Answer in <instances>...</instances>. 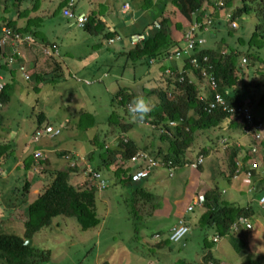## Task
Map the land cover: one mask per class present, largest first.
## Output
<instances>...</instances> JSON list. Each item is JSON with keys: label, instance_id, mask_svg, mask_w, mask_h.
<instances>
[{"label": "trees", "instance_id": "1", "mask_svg": "<svg viewBox=\"0 0 264 264\" xmlns=\"http://www.w3.org/2000/svg\"><path fill=\"white\" fill-rule=\"evenodd\" d=\"M3 1L8 2L9 0ZM11 1L14 6L13 9L0 0V4L3 5L0 11L7 12L11 10L14 12L12 18L0 17V39L2 28L10 31L13 38H19L18 45L16 44L18 51L16 54H13V58L17 59L15 64L18 65L19 63L21 54L19 47L23 49L22 51H28V49L40 50L42 47L51 48V54L59 56L58 45L54 41L49 40L43 33V19L40 15L30 17V13H36L39 10L40 0H34V4L30 8L23 7V4L27 0ZM203 1L205 0H171V6L175 9L173 8L170 12L165 13L168 1L142 0L139 9L142 12H150L147 15L149 21L143 31H131L123 38L116 31H111L110 26H108L109 24L101 20L103 17L100 16L99 9H92L89 13H85L87 15V22L83 28L79 29H82L91 36H100L102 38L103 41L97 44L95 48H102L104 45L111 51L109 57L106 59L108 65H104L106 67L104 73L110 74L113 72L117 77L111 81L112 83L115 82L116 85V90L110 95V106L114 109V112H111L107 120L105 119L107 127L103 129L98 128L95 116L82 108L73 113L68 112V117L75 116L77 118L74 128L77 132H80L78 138H74L69 142L70 148L64 146L65 142L60 141V145H57L51 142L53 139L48 140L38 135L45 124L51 125L45 122L46 116L42 111L33 117L35 129L28 138V141L23 140V142L15 143V145L13 143H3L6 139L3 136L0 142V169L8 171L11 170L10 165L21 162L14 168V171H18L19 173L17 181L22 191L19 205L26 206L24 214L22 212L24 216L22 220L24 228L23 237L4 232L2 224L8 221L7 219L9 218H7V212L0 213V264L47 263L49 251L37 250L33 245L26 247L24 246V242L31 240L43 228L49 227L54 219L61 217L75 219L82 231L95 229L101 223L97 213L96 194L106 190L107 187L116 189L120 185L127 192L126 207H128L129 215L132 218L136 220L139 217H151L156 211L154 205L155 196L151 192H148L147 188L138 185L140 182H132L129 171L130 159L138 151L145 152L155 160L163 161L166 164L168 176L173 178L175 172H182L186 168L191 169V165L197 162L199 156L206 157L212 150L207 144L203 145L201 142L196 144V140H198L197 132L206 133L205 131L214 128H224L232 133L236 131L238 132L237 136H242L243 128L250 127L244 119L241 120L242 117L237 112V109H242L246 106L245 102H242L246 96V92H241L240 82L242 83V80L248 74L246 69L238 66L240 63L238 58L243 52V56L251 59L252 63H260V50L264 48V0L226 1L225 6L220 11H224L225 13L230 12L228 24L231 21L237 23L239 20L253 19L254 25L247 42L242 38H237L236 47L217 48L216 50L211 45L208 46L204 39V35L210 33L211 28L218 30L221 25V22L214 21L213 14L216 13L217 9L214 7L212 0H206L207 8L212 9L211 14L209 13L208 15L211 19V24L209 27L201 26L194 32L195 35L191 47H188L187 43H183V40L178 41L171 37L173 33H182L181 38H183L186 31L195 22L203 23L204 11H208L206 8L202 10ZM67 2L68 0H59L52 15L62 13L67 8ZM50 7L51 5H45L44 9H49ZM153 9L155 13L151 11ZM73 13L78 15L75 10ZM169 18L174 20V24H171ZM67 21H72L71 25H75L74 20ZM155 22L158 23L159 28L154 27ZM204 28H208V30L204 31ZM228 31L230 30L228 29ZM212 33L214 35V32ZM132 34H143L145 35V40L139 45L131 47L128 43V38ZM26 38L27 41L24 44L23 42ZM117 38H121V42L126 45L124 47L121 46V48H115L114 46H117V42H119L116 40ZM28 40H31L30 44ZM109 40L115 41L111 44L108 43ZM19 43H23V45ZM180 43H183V45H180ZM240 47L242 48L241 50L239 49ZM176 52H181V58L165 63L167 56L174 55ZM1 56H3V51L0 49ZM53 58L56 63L51 61L54 68L50 73H35V69L32 75L36 78V83L41 84L40 87L44 86L45 88L46 84H51L54 87L57 85L55 83L56 78L61 77L60 62L56 57ZM151 60H154L158 64L157 66H159L158 69L161 71V74L163 72L166 74L167 70L170 71V74L165 75V89L156 86L150 89L149 87L141 88L139 86L142 85L141 82L144 72H146L145 70H148L151 66ZM191 60H195L199 72L204 69L214 77L219 86V91L222 93L225 105L232 112L229 110L223 111L221 108L205 110L208 99H199V92L196 90L194 84L190 83L188 77V72L193 71L190 64ZM128 64H132L130 72L127 70ZM179 64L182 65L181 69ZM137 68H140L142 71L138 72L139 69ZM2 69L6 72L4 68ZM91 69L96 72L98 68L92 65ZM193 73L198 75L196 71H193ZM96 74L88 76L90 77V81L86 85H90L96 79ZM104 75L106 77V74ZM170 75H174V77ZM262 76L264 77V72ZM181 77L182 80H180ZM120 78H130L132 82L122 83L119 81ZM84 81L87 80L79 79L78 82L84 83ZM8 83L7 81L4 90L0 94L2 107L9 101L7 93L9 90ZM137 96H144L152 106L151 111L143 121H133L128 112L130 102ZM152 97L154 99L151 100L150 98ZM262 100L263 97L260 99L259 105L264 112V102ZM258 118L264 121V115ZM1 120L2 117L0 115V125H2ZM180 120H182L181 124L171 130L172 137H167L163 134L154 139L153 130L145 125H140L141 122H147L148 124L162 126L165 122H177ZM255 121H253V125L257 124ZM60 128L62 129V127ZM64 128L69 130L71 125L65 121ZM131 132L136 134L141 133L145 137L143 139L142 136L137 141ZM86 133L88 134V138L84 141L81 136L86 135ZM226 136L229 142L236 141L234 136L228 133ZM147 138L150 139L149 144H145L144 142ZM157 139L158 142H167L165 149L156 145ZM227 140L223 149H226V167L217 173L212 169H209V172L213 176L218 175L222 177L224 183L230 184L236 176V171L239 173L238 177H241L242 172L247 171L250 164L255 160H252L250 155L244 152V146L238 145L236 147L237 142L229 143ZM38 143L41 144L40 149H34L30 152L29 146ZM76 143L79 144L80 148L77 149ZM48 144L52 145L48 146ZM53 145L56 147L55 150ZM82 145L87 146V149ZM262 146L264 150V142H262ZM248 147L249 145L246 149ZM27 149L28 152L25 154ZM51 152L55 153V157L62 158L68 167L64 169L59 168V164L56 162L54 164L56 168H53V164L47 161L48 155ZM188 153H193L192 158L187 157ZM77 162H79L81 167L72 168L71 164ZM48 166L52 168L48 169ZM204 167L203 164L198 165L194 169L200 174V187L194 197H204L202 205L193 208V211L196 208L201 210L198 220L188 216L193 211H186L185 216L176 219L175 223L170 227L165 239H162L163 232L156 231L149 233V235H152L149 236L150 240L155 242L156 248L165 249L167 244H175L170 240V237L173 230L179 224L188 227L190 231V223H194L197 226H203L213 231V243L214 238L218 240L224 237L227 238L235 253L247 260L246 264H264V256L261 254L256 255V251L254 253L249 248L247 242L248 234L252 231L250 220L264 219V210H256L253 203L252 205L245 203L243 206L222 200L220 192L214 186V183L217 182L214 181L215 179L208 180V182H211V186L209 188L206 187L205 181L202 179ZM81 169L84 171L78 174V180L75 182L74 176ZM156 169H162V166ZM86 170L90 171L86 172ZM104 172L109 174V178L105 179L103 177L102 174ZM93 174L97 175V179H92L91 176ZM252 176L255 183V191L252 193L255 199L252 200L258 201V199L264 196V177H261L257 181L259 179V172L257 173L256 171L252 172ZM36 189L35 197L29 198L28 195L31 190ZM191 201L190 206L193 204V199ZM11 216L14 217L15 215ZM239 218L247 219L250 229H246L243 226L237 227L236 230L233 229V225L236 224ZM134 225L133 238L139 239V229H137L136 223ZM145 229L147 230L146 227ZM185 238L186 236L179 243L185 240ZM204 245V250L210 252L211 249H209L210 247L207 246L206 242ZM155 250L153 247H150L147 251ZM157 250L159 251V249ZM202 264H218V261L213 259L211 254L208 253L205 255Z\"/></svg>", "mask_w": 264, "mask_h": 264}, {"label": "rangeland", "instance_id": "2", "mask_svg": "<svg viewBox=\"0 0 264 264\" xmlns=\"http://www.w3.org/2000/svg\"><path fill=\"white\" fill-rule=\"evenodd\" d=\"M90 1L94 2L93 8H87L85 6L86 0H78L75 4V12L82 13L83 11L89 13L92 9H99L100 16L103 17L101 20L108 23L111 31H116L122 38L131 31H143L149 21L147 15L150 12H145L136 19L130 15V12H126L125 15L120 13L124 3H128L131 11H134V13L137 12L136 3H138V0ZM165 1H168L170 4L169 9L174 8L171 6V0ZM58 2V0H40L39 10L36 13H30V17L42 14L40 17L43 19V33L49 40L54 41L58 45L59 56H56V58L60 62L61 77L56 78L55 83L57 85L52 87L51 84H46L45 89L44 86L40 87L41 84H36L33 81H25L18 71V65H7L6 70L10 71L9 90L7 92L9 101L0 110L2 117L0 141H2L3 136L6 137L4 142L9 144L13 143L15 145V143L23 142V140L28 141V138L35 129L33 117L42 111L46 116L45 122L60 131V134L54 137L51 142L57 145H60V141L65 142L64 146L70 148L69 142L74 138H78L80 132H77L74 128L77 123V118L75 116L68 117V112L73 113L82 108L95 116L98 128L100 129L107 127L105 125V119L107 120L111 112H114V109L110 106V95L116 90V85L115 82L112 83L111 81L117 77L113 72L110 74L104 73L106 71L104 65H108L106 59L109 57L111 51L104 45L102 48H95L97 44L103 41L100 36H91L75 25H71L73 22L67 21L62 17V13L52 15ZM202 3V10L206 8L208 11L204 12L211 14L212 9L207 8L206 0ZM6 4L10 6L9 8H14L12 1ZM33 4L34 0H27L23 4V7L30 8ZM45 5H51V7L45 11L43 9ZM43 10L45 13H42ZM151 11L155 13L154 9ZM224 13V11L217 10L213 14L214 21L221 22L220 28L218 30L211 28L210 33L204 35L206 44L208 46L211 45L215 50L217 48L236 47L237 38H242L247 42L254 25L253 19L239 20L237 21V29L230 28L228 22L224 19ZM13 14L14 12L11 10L7 12L0 11V17L12 18ZM169 20L172 24L173 19L169 18ZM212 32H214V35ZM181 34L173 33L171 37L174 40H183L182 42L184 43ZM183 43H180V45H183ZM122 44L123 42H117L118 47ZM117 46L114 47L117 48ZM239 49L241 50L242 48L240 47ZM28 51H32V49H28ZM242 53L239 56L241 59L245 58ZM36 54L38 61L36 72L40 71L42 74L50 73L54 68L53 62L56 63L54 58L49 59L43 56L42 53H34L33 55L35 56ZM96 54L98 58L94 60ZM245 59L246 64L241 65V68L246 69L248 74L242 80V83L240 82L241 92H246V96L242 102H245L246 106L244 107L254 117H262L264 112L259 102L262 97V101L264 102V77L262 76L264 72V48L260 50V63H252L251 59ZM86 62L89 64L83 68ZM19 63L24 64L25 62ZM92 65L97 66L98 69L96 72L91 69ZM150 65L149 69L144 72L141 82L142 85L139 86L141 88L149 87V89L156 86L165 89L166 74L164 72L161 74L157 66L158 64L153 60L150 61ZM131 67L132 64L127 65L129 72L132 70ZM179 67L181 69L182 65L179 64ZM29 69L30 73H32L33 66L29 65ZM137 69H139L138 72L142 71L140 68ZM91 74H96V79L90 85L77 81L78 78L85 80L84 77H86V80L89 82L90 77L88 76ZM104 74H106V77H104ZM170 76L174 77V75ZM188 77L196 87V90L202 92L203 85L198 75H195L193 71H189ZM120 80L122 83L132 82L130 78H120ZM150 99L152 100L154 98L152 97ZM65 121L71 125L69 130L64 128ZM205 132H197L198 140H196V144L201 142L203 145L207 144L212 148L211 152L213 154H210L209 159L204 164V175H202V179H205L206 187L209 188L211 186V182H208V180L215 179L214 181L217 182L214 183V186L220 192L222 200L243 206L245 203L251 205L253 203L256 210H259L260 207H258L257 201L252 200L255 199L253 194L247 192L251 183L244 177H240L238 180H233L230 184H226L223 182L222 177L209 175V169L217 173L226 167V149L223 150L225 145L222 144V142H226L227 140L226 134L228 133L236 138L234 142H229L228 140L227 142H237L236 147L242 145L245 149L248 146L246 138L237 136L238 132L236 131L232 133L224 128H214ZM131 133L137 141L143 136L141 133ZM81 137L86 141L88 134L86 133V135ZM144 142L145 144H149L150 139L147 138ZM155 143L164 149L167 146V142H158V139ZM40 147V143L32 144L29 146V151L32 152L34 149H40ZM76 147L77 149L80 148V146ZM83 147L87 149V146ZM55 149L56 147L54 146ZM153 150L155 151V149ZM27 152L28 149L25 151V154ZM54 154L51 152L47 160L53 164V168H56L54 165L56 162H58L59 168H67V163L62 158L55 157ZM192 156L193 153L187 154L188 158H192ZM263 156L264 151L260 148L257 157L260 165ZM252 158L254 159L253 156ZM20 163L16 162L14 165H10L11 170L4 171L3 176L0 178V213L7 212V218H9L7 219L8 221L2 224L4 232L23 237L24 228L22 220L24 216L22 212L24 214L26 205H19L22 191L17 181L19 173L18 171H14V168ZM136 165L137 163L131 165L129 171L133 172L137 167ZM47 168L52 167L48 166ZM82 171L84 170L81 169L77 172L75 182L78 180V174ZM102 175L105 179L109 178L108 173L104 172ZM174 176V179L169 178L165 170L158 169L152 171L147 179L138 184L143 188H147L148 192H151L155 196L154 205L156 211L149 218L139 217L136 220L132 218L129 215L128 207H126L127 192L120 185L116 189L107 187L106 190L96 194L97 213L101 223L95 229L82 231L75 219L61 217L54 219L49 227L37 232L31 239V245L37 250L49 251L48 262L45 264H202L205 255L208 253L211 254L213 259L218 261V264H246L247 260L239 257L235 253L227 238L224 237L218 240V242L213 243V231L203 226H197L194 223H190V231L181 243L167 244L165 249L155 247L156 244L150 240L151 238L149 236L152 235H149V233L156 231L163 232L162 239H165L167 231L177 219L176 215H180V211L183 212L184 209L186 210L190 206L189 204L192 203V199L189 200L188 198L193 194L195 195L200 187V174L194 169L186 168L184 172H175ZM259 180L260 178L257 181ZM185 189L189 197H187ZM234 189L238 190L235 191ZM36 192L37 189L31 190L28 197H35ZM260 210L263 211L264 209ZM200 214L201 210L196 208L188 216L198 220ZM11 215L15 216L12 217ZM134 223H136V227L139 229V239L133 238ZM250 223L252 231L247 237L248 246L254 253L256 251V255L261 254L264 256V219L250 220ZM205 242L210 247V252L204 250ZM150 247L156 250L148 252L147 250Z\"/></svg>", "mask_w": 264, "mask_h": 264}, {"label": "built area", "instance_id": "3", "mask_svg": "<svg viewBox=\"0 0 264 264\" xmlns=\"http://www.w3.org/2000/svg\"><path fill=\"white\" fill-rule=\"evenodd\" d=\"M214 3V7L217 10H220L221 8H223L226 4L227 0H212ZM74 7V0H69L68 4H67V8L65 10H63L62 15L64 18H66L67 20H74V24L76 25V27L78 28H83L85 26V23L87 21L86 15L85 14H79L77 16H74L72 13V9ZM128 9V5H126L124 7V11L126 12ZM209 12H205V14L203 15V23H197L195 22L190 28L189 30L186 31L185 36L183 37L184 39V43H187L188 47H191L193 44V39H194V35L201 26H205V27H209L211 24V19L208 16ZM224 19L225 21H229L230 20V13L227 12L224 14ZM154 27L158 28L159 25L157 23H154ZM229 27L233 28V29H237V23L234 21L229 22ZM208 28H204V31H207ZM9 42V46H11V50H10V55L8 56V62L12 63L13 62V54L17 53V48H16V44L19 41V38H13L11 36L10 31L6 30V29H1V39H0V49L3 51L5 50L7 41ZM116 40H120L119 38H117ZM145 40V35L143 34H134L131 35L128 38V41L130 43V45L132 47L139 45L140 43H142ZM27 38L24 40V44L26 43ZM29 44L31 42V40H28ZM113 41L115 40H109L108 43H113ZM23 43H19L22 44ZM18 45V44H17ZM43 54L50 56L51 55V51L47 50V49H43L42 50ZM182 54L181 52H176L174 55H170L168 57V61L171 60H179L181 58ZM244 62V61H243ZM190 64L192 66L193 71L198 72L199 74V78L201 79V82L204 83V85L209 89V91L211 92L210 95H206L203 94L202 96H199V99L203 100V99H208L207 105L205 107V110H210V109H217V108H221L223 111L229 110L230 112H232L230 110V108H228L225 103H224V99L223 97L216 91L217 88V83L214 79L213 76H211L210 74H208L204 69L200 70V72L198 71V65L196 64L195 60H191ZM19 71L21 72L22 77L25 80L29 79L28 74L25 72L24 67L19 66ZM167 74H170L169 71H166ZM180 80H182V77L180 78ZM86 84H88V82H85ZM190 83H192V81L190 80ZM4 88V83L0 80V93L2 92ZM237 112L240 114V116L242 117V119H244L248 125H250V127L247 128H243L242 133L243 136L246 137V139L249 140V142L251 143V148L249 149L248 154L251 156H256L257 155V146L261 147L262 142H264V121L259 120V119H255L253 117V115L250 113V111L248 109H246L245 107L242 109H237ZM240 120V121H241ZM256 120V121H255ZM253 121H255L257 124L253 125ZM59 134L58 130H55L51 127H46L45 130H42L38 133V135H46L48 137H54L56 135ZM38 156V155H37ZM257 161V162H256ZM131 163H142L144 164L142 168L136 170L132 176H131V181L136 183L141 181L142 179H145L146 177H148V175L150 174L152 168L154 167H158V162L153 161L152 159H150L147 155H145L144 153L140 152L135 154L132 158H131ZM202 164V159L199 158L198 161L196 163H193L191 165V168L196 169L198 165ZM239 165V164H238ZM75 164L72 163L71 167H74ZM90 170H86V172H89ZM256 171L257 173L259 172V176L258 177H264V167H262L259 164V161L257 159H255L254 162H252L250 164V167L247 171H243L242 172V176L244 177L248 182L252 181V172ZM239 173L236 171V176L234 177V179H238ZM92 179H97V175L93 174V176H91ZM254 191V187L248 188V193ZM204 202V197L203 196H199L197 198V200L192 204V206H188L187 207V211L188 212H192L193 208L195 206H201L202 203ZM257 205L258 207H260V209H264V196L261 197L258 201H257ZM243 226L246 229H250V224L248 222L247 219L244 218H239L236 222L235 225H233V229L236 230L237 227ZM189 229L188 227L179 224L172 232L170 240L177 244L179 243L182 239H184V237L188 234ZM214 242H218L217 238L213 239Z\"/></svg>", "mask_w": 264, "mask_h": 264}, {"label": "clouds", "instance_id": "4", "mask_svg": "<svg viewBox=\"0 0 264 264\" xmlns=\"http://www.w3.org/2000/svg\"><path fill=\"white\" fill-rule=\"evenodd\" d=\"M68 2H69V0H68ZM68 2H67V4H68ZM75 4H76V0H74V7H73V9H72V13H73V11H74V8H75ZM126 5H128V4H126ZM125 5V6H126ZM129 6V5H128ZM203 7V6H202ZM127 11H128V9H127ZM126 11V12H127ZM125 11H124V8H123V13L125 14L126 13ZM230 13V12H229ZM79 14H85V12H82V13H78V15ZM130 14H132V12L130 13ZM134 14V13H133ZM73 15L74 16H77L76 14H74L73 13ZM86 15V14H85ZM141 15V14H140ZM86 18H87V15H86ZM87 22V21H86ZM156 23V22H155ZM158 24V23H157ZM159 28V27H158ZM237 28H238V26H237ZM3 29V28H2ZM132 35H134V34H132ZM131 36V35H130ZM129 36V37H130ZM120 40H119V42H121V38H119ZM9 40L7 41V44H6V47H5V50H3V56H1L0 57V60L2 59V61H4V59L5 58H7L9 55H10V50H11V46H9ZM128 43H129V41H128ZM129 45H130V43H129ZM131 46V45H130ZM132 47V46H131ZM135 47V46H134ZM19 48H21V47H19ZM43 49H47V50H50L51 51V53H52V49L51 48H44V47H42L40 50H39V53H42L43 54V52H42V50ZM33 50V49H32ZM20 56H21V54H20ZM43 56H46V57H48L49 59H52V57H56V55H50V56H47V55H45V54H43ZM169 56V55H168ZM168 56H167V58H166V61H165V63H167V59H168ZM8 59V58H7ZM238 60H239V67H241V65H243V64H246V59L245 58H238ZM152 61V60H151ZM154 61V60H153ZM244 61V62H243ZM5 62H6V60H5ZM17 62V59H14L13 58V62L12 63H9L8 62V60H7V62H6V64H8V65H11V64H15ZM18 66H22V67H24V69H25V72L28 74V71H27V69L25 68V66L24 65H22V64H20V63H18ZM158 68H159V66H158ZM193 70V69H192ZM19 71V70H18ZM168 71V70H167ZM170 72V71H169ZM6 73H8V72H6ZM10 73V72H9ZM19 73L21 74V72L19 71ZM167 74V73H166ZM168 75V74H167ZM22 76V75H21ZM28 76H29V79L28 80H25L23 77V79L25 80V81H29L30 80V77H31V75H29L28 74ZM198 78H199V74H198ZM200 79V78H199ZM0 80L4 83V88H5V84H6V82H5V79L0 75ZM201 80V79H200ZM77 81H79V79H77ZM9 82V81H8ZM85 82H88V81H84V83ZM36 83V82H35ZM216 83H217V81H216ZM37 84V83H36ZM86 84V83H85ZM88 84H89V82H88ZM193 84V83H192ZM202 85H203V89H202V92H199V96H202L203 94H206V95H210V91H209V89L204 85V83H202ZM4 88H3V90H4ZM2 90V91H3ZM216 91L222 96V93L219 91V86H218V84H217V88H216ZM2 93V92H1ZM0 93V94H1ZM223 97V96H222ZM1 108H2V104L0 103V110H1ZM151 109H152V106L149 104V102H148V100L144 97V96H137V97H135L131 102H130V104H129V106H128V112H129V114H130V118L133 120V121H143L145 118H146V116L148 115V113L151 111ZM253 115V114H252ZM254 117V116H253ZM254 118H257V119H259V120H261L260 118H258V117H254ZM181 121L182 120H180V121H177V122H173V121H170V122H168V123H164V124H162V126H156V124H148L147 122L146 123H140V125H145V126H147V127H149L150 129H152L153 130V134H154V138H157L158 136H161V135H165V136H167V137H172V132H171V130H173L177 125H180L181 124ZM165 126H167V127H165ZM46 127H51V128H53V129H55V130H58L59 131V129H57V128H54L52 125H48V124H45L43 127H42V130H45V128ZM42 130H40V131H42ZM59 134H60V131H59ZM58 134V135H59ZM243 134V133H242ZM57 136V135H56ZM56 136H54V137H56ZM54 137H48V136H46V135H41V138H47L48 140H51V139H53ZM242 137H244L243 135H242ZM246 138V137H245ZM247 141H248V145H249V147L247 148V149H245V147H244V152H246V154H248V152H249V149L251 148V143L249 142V140L248 139H246ZM1 142V141H0ZM225 143L226 142H222V144L223 145H225ZM262 149L263 150V146H262V144H261V147H258L257 146V155L256 156H253V155H251L250 157H251V159L252 160H255V159H257L258 161H259V159L257 158L258 157V150L259 149ZM264 151V150H263ZM140 152H142V153H144L145 155H147L145 152H143V151H138L137 153H140ZM137 153H135V154H137ZM134 154V155H135ZM134 155H132V157L134 156ZM148 156V155H147ZM252 156L254 157V159L252 158ZM131 157V158H132ZM149 157V156H148ZM150 159H152L153 161H156V162H158V167H161V166H163V164H165L163 161H161V160H155L154 158H152L151 156L149 157ZM199 158H201L202 159V164H200V165H203V164H205V159H206V157H204V156H199L198 158H197V161H198V159ZM263 158H264V156H263ZM263 158H261V166L263 167ZM192 161H194V159H192ZM193 163V162H192ZM75 164V166L74 167H72V168H75V167H81V165L79 164V162H77V163H74ZM135 164V163H134ZM129 165L131 166V165H133V163H131V159H130V163H129ZM143 165L144 164H142V163H137V167L135 168V170L133 171V172H131L130 171V175L132 176V174L136 171V170H138V169H140V168H142L143 167ZM157 167H154V168H152V170H151V172L152 171H156L157 169H156ZM191 169H193V168H191ZM150 172V173H151ZM3 173H4V170L3 169H0V178L3 176ZM150 175V174H149ZM149 175H148V177H149ZM240 178V177H239ZM238 178V179H239ZM259 178H261V177H259ZM145 179H147V177L145 178ZM145 179H142L141 181H143V180H145ZM238 179H236V180H238ZM233 180H235L234 178H233ZM141 181H139V182H141ZM139 182H136V183H139ZM250 186H251V188L252 187H254L255 188V183H254V180L252 179V181H250ZM250 186H249V188H250ZM255 191V190H254ZM254 191H252V192H250L251 194L254 192ZM247 192H248V190H247ZM263 197V196H262ZM197 200V198H195V197H193V203L195 202ZM259 200V199H258ZM192 206V205H191ZM199 207V206H198ZM187 211V210H186ZM214 243H216V242H214ZM32 244V243H31Z\"/></svg>", "mask_w": 264, "mask_h": 264}, {"label": "crops", "instance_id": "5", "mask_svg": "<svg viewBox=\"0 0 264 264\" xmlns=\"http://www.w3.org/2000/svg\"><path fill=\"white\" fill-rule=\"evenodd\" d=\"M11 0H9L8 2H5V1H3L4 3H9ZM59 1V0H58ZM78 0H76V2H77ZM141 2H142V0H138V3H136L137 4V12H141L140 14V16H142L145 12H142V11H140V9H139V7H141ZM156 2V1H155ZM93 3L94 2H92V1H87L86 0V7L87 8H92V7H94L93 6ZM126 4H128V3H124L123 5H122V7H121V11H120V13L122 14V15H125L124 13H123V8L125 7V5ZM2 7H3V5H1L0 4V9H2ZM169 7H170V4L169 3H167L166 4V7H165V13H168V12H170L171 11V9H169ZM44 8H45V6H44ZM43 8V9H44ZM45 11H46V9H44ZM44 10H43V12L42 13H45L44 12ZM92 11V10H91ZM127 12H132V13H134V11H131V7L130 6H128V11ZM136 13V12H135ZM42 14H40V16H41ZM171 19V18H170ZM131 23V22H130ZM129 23V24H130ZM172 24H174V20L172 21ZM128 25V24H127ZM123 45H125V43L124 44H122L121 46H123ZM97 46V45H96ZM121 46H119V47H117V48H121ZM124 47V46H123ZM20 50H21V56L19 57V62H25L26 64H28V65H26L25 63L24 64H22V65H24L25 66V68L27 69V71H28V74L29 75H33V73L35 72V69H36V65H37V63H38V61H37V54L34 56L33 54L34 53H39V49H34V50H32V51H27L26 50V52L25 51H22L23 49H21V48H19ZM99 49V48H98ZM27 52H29V53H27ZM27 53V54H26ZM8 58V57H7ZM7 58H5L4 59V61H2L1 63H0V71H1V76L5 79V80H7V81H10V74H9V72L10 71H7L6 70V68H7V65L8 64H6V62H7ZM98 58V55L96 54L95 55V57H94V60H96ZM5 60H6V62H5ZM21 64V63H20ZM89 63L88 62H86L85 63V65H88ZM29 65H32L33 66V72L32 73H30V69H29ZM85 65H83V67L85 66ZM79 66V65H78ZM77 66V67H78ZM82 66V65H81ZM80 66V67H81ZM2 68H4L5 70H6V72H8V73H6ZM38 72H40V71H38ZM38 72H35V73H38ZM7 76V77H6ZM31 79L29 80V81H33V82H36V78L35 77H30ZM85 78V77H84ZM79 79V78H78ZM86 79V78H85ZM122 79V78H121ZM6 81V82H7ZM119 81H121V80H119ZM122 82V81H121ZM3 143H5V142H3ZM49 145H52V144H48V146ZM75 146H79V144L78 143H76V145ZM75 150V149H74ZM210 154H213L211 151L209 152V154L206 156V159H205V163L207 162V160L209 159V157H210ZM208 157V158H207ZM220 158V157H219ZM162 169L163 170H167V168H166V164H163V166H162ZM158 170V169H157ZM182 172H184V170L182 171ZM209 175H212V174H210L209 173ZM76 176V175H75ZM75 176H74V178H75ZM169 177V176H168ZM175 177V176H174ZM169 178H172V177H169ZM174 179V178H173ZM204 181H205V179H203ZM186 190V189H185ZM235 191H237L238 189H234ZM186 193H187V190H186ZM187 197H189L188 196V193H187ZM193 197H194V194L191 196V197H189L188 199L190 200V199H193ZM187 210V209H186ZM186 210L184 209V211L182 212V211H180V215H176V218L177 219H179V218H181L182 216H185V213H186Z\"/></svg>", "mask_w": 264, "mask_h": 264}, {"label": "water", "instance_id": "6", "mask_svg": "<svg viewBox=\"0 0 264 264\" xmlns=\"http://www.w3.org/2000/svg\"><path fill=\"white\" fill-rule=\"evenodd\" d=\"M140 13H141V12H136V13H134V14L132 13V14H130V15L133 16L134 19H136V18H138V17L140 16ZM31 243H32L31 240H26V241L24 242V246L29 247V246H31Z\"/></svg>", "mask_w": 264, "mask_h": 264}]
</instances>
